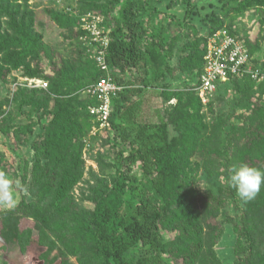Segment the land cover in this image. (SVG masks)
I'll return each instance as SVG.
<instances>
[{"label":"trees","instance_id":"obj_1","mask_svg":"<svg viewBox=\"0 0 264 264\" xmlns=\"http://www.w3.org/2000/svg\"><path fill=\"white\" fill-rule=\"evenodd\" d=\"M30 1L0 0V65L21 69L25 77L48 83L47 89L13 91V96L23 97L27 116L30 112L39 118L49 116L46 125L36 126V134L31 135L29 124L19 132L32 142L36 160L32 170L37 175L33 193L48 210L39 212L22 200L17 212L2 213V242L22 254L31 246L47 247L42 257L59 264H72L69 257L76 264H217L214 246L218 236L209 222L213 209L201 206L203 201L188 184L190 156L205 134L201 113L226 88L247 82L264 84L249 76L231 78L218 86L208 104L195 90L201 84L207 40L223 29L221 19L228 2L218 0L220 10L199 21L202 28L208 26L202 38L193 24L198 14L191 13L200 6L199 0L191 7L193 0H82L93 11L77 12L74 19L69 6L60 12L48 11L60 28L79 37L90 52L87 55L83 49L78 66L64 60L62 68H57L43 35L34 27ZM235 5L240 13L264 6V0H235ZM181 8L185 11L182 17ZM168 10L176 13L169 16ZM86 14L101 19L98 26L108 41L104 49L90 42L84 26L92 19ZM181 38L187 39L182 48ZM245 47L253 65L264 72V64L254 63L246 42ZM101 49L106 71L97 59ZM177 56L180 73L193 76L183 89V78L177 83L168 80L178 73L173 65ZM44 58L50 62L48 72L40 71L48 66ZM4 74L0 71V80ZM102 79L119 88L112 97L106 128L90 114L89 108L98 102L85 93ZM172 99L175 105L168 104ZM93 125L107 132L104 146L111 150L96 160L104 178L89 188V196L83 193L93 207L86 210L73 191L82 179L83 139ZM257 135L250 134L244 147L252 165L259 157L264 161V139ZM219 212V207L213 210L212 219ZM25 217L34 218L37 237L22 229ZM234 231L239 239L233 264H264V198L245 204ZM53 251L57 254L49 261Z\"/></svg>","mask_w":264,"mask_h":264},{"label":"rangeland","instance_id":"obj_2","mask_svg":"<svg viewBox=\"0 0 264 264\" xmlns=\"http://www.w3.org/2000/svg\"><path fill=\"white\" fill-rule=\"evenodd\" d=\"M197 1L193 0L190 7L194 4L197 5ZM199 2L200 6L191 10V13L198 14L193 24L197 31L196 35L201 37L208 26L205 25L206 28H202L200 23L213 10L219 11L221 4L218 0H199ZM226 2H228L229 9L221 19L223 29H227L244 40L254 56V63L263 65L264 6H255L245 12L238 13L234 10L235 0H226ZM67 6L74 9V12L71 13L72 19L75 18L77 12L82 13L91 10L89 5L83 3L82 0H31L28 3L29 10L33 14L34 27L37 32L43 35L42 41L54 55L55 62H58L57 68H62L64 60L78 66V62L82 60L80 56L83 49L87 55L90 54L79 37H71V33L60 28L48 13V11H63V8L65 10ZM178 10H181L179 13H182V17L185 11L183 8ZM173 12L175 11L168 10V15L173 16ZM177 18L180 17L177 16ZM186 41V38H181V48L183 43L186 44ZM178 58L179 56L173 64L178 73L173 75V79L169 77L168 80L176 79L175 83H177L183 78L182 88L192 83L189 80H192L193 76L190 77L184 72L180 73L182 70H180V64H177ZM44 62L48 66H42L40 71L48 72L50 62L46 58H44ZM2 70L5 73L3 77H6L0 80V171L8 174L13 180L19 181V184L14 188L16 192L15 204L0 207V217L7 210L17 212L22 200L28 205L37 207L39 212H43L48 206H41L33 193V191L36 192V189H33V182L37 175L32 170L36 161L34 159L35 153L31 151L32 142L27 135L19 132L24 129L22 127L26 128L29 124L27 127L31 129V135L32 133L36 134V126L46 125L49 116L46 117L45 115V117L39 118V116H34L37 115L36 113L31 112L27 116L22 105L23 97L21 95L19 97L13 96V91L19 88L31 90L32 88L25 82L37 78H27L21 69H13L11 66H5L4 63L0 65V71L2 72ZM176 102L175 99H172L168 104L175 105ZM168 104L165 107L170 109ZM164 109L156 111L157 115L162 113ZM206 109L201 113L204 117H201L202 122L206 126L205 134L196 142L195 154L190 156L189 168L192 173L188 184L197 198L203 201L201 206H211L210 211L212 209L216 211L218 207L220 208L216 219H212L213 213L211 212L213 210L209 215L211 219L209 222L218 236L214 246L216 261L217 264H233L235 247H238L239 239L237 232L234 231V225L242 217L245 204L257 202L264 198V185L253 199L245 201L238 197L236 190L229 182L234 166L247 164L264 170V161L261 157H259L260 161L256 159L255 165H252L250 158L244 152L245 143L249 140L250 134H258V139H264V84L257 85L247 82L245 85L243 83L241 86L226 88L215 96L211 106ZM25 133L30 132L25 131ZM107 136V132L100 131L99 127L93 125L83 139V150L79 161L82 179L76 185L73 194L77 203L86 210L93 207L91 203L83 199V193L86 197L89 196V188L94 187L96 181L104 178L96 160L100 155H105L108 150H111L110 147L104 146ZM93 176H96L97 179H94ZM21 226L23 230H31L33 237L38 236L34 218H23ZM171 237L174 236L171 235ZM47 251V247L31 246L26 254H22L19 248L6 245L0 238V264H59V262L51 261L52 256L57 254L55 251L49 257L51 262H47L42 257V254ZM69 260L70 263L76 264L75 258L69 257Z\"/></svg>","mask_w":264,"mask_h":264},{"label":"built area","instance_id":"obj_3","mask_svg":"<svg viewBox=\"0 0 264 264\" xmlns=\"http://www.w3.org/2000/svg\"><path fill=\"white\" fill-rule=\"evenodd\" d=\"M87 17L92 19V22L86 23L84 26V29L90 33V42L98 44L104 49L108 41L98 26L101 19L92 14H88ZM206 45L204 71L200 78L201 84L195 89L204 104L212 101L218 86L228 82L231 78L241 79L249 76L254 81H264V72L259 66L253 65L245 42L233 37L227 29L217 31L210 36ZM102 49L97 59L101 62L102 69L106 71V67L102 64L104 57ZM25 83L32 89L48 88L47 82L37 79L27 80ZM118 91L119 88L109 79H102L85 91L86 95L98 102V106L90 107L89 111L92 116L97 118L101 128L108 126L112 97Z\"/></svg>","mask_w":264,"mask_h":264},{"label":"clouds","instance_id":"obj_4","mask_svg":"<svg viewBox=\"0 0 264 264\" xmlns=\"http://www.w3.org/2000/svg\"><path fill=\"white\" fill-rule=\"evenodd\" d=\"M230 185L236 190L239 198L247 201L253 199L264 185V170L251 167L247 164L234 166L229 177ZM15 181L3 171H0V207L15 204Z\"/></svg>","mask_w":264,"mask_h":264}]
</instances>
